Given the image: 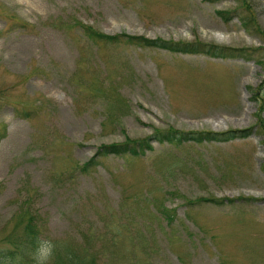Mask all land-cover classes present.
<instances>
[{
    "label": "rangeland",
    "instance_id": "obj_1",
    "mask_svg": "<svg viewBox=\"0 0 264 264\" xmlns=\"http://www.w3.org/2000/svg\"><path fill=\"white\" fill-rule=\"evenodd\" d=\"M78 23L250 54L105 48ZM262 62L264 0H0V258L23 209L56 245L49 264H264ZM169 129L252 131L82 170Z\"/></svg>",
    "mask_w": 264,
    "mask_h": 264
},
{
    "label": "trees",
    "instance_id": "obj_2",
    "mask_svg": "<svg viewBox=\"0 0 264 264\" xmlns=\"http://www.w3.org/2000/svg\"><path fill=\"white\" fill-rule=\"evenodd\" d=\"M225 17L229 13L225 14ZM227 19V18H226ZM253 19L242 18V25L246 31L253 32L256 26L253 24ZM79 27L83 30V34L86 38L97 45H104L105 48L114 45H127L134 46L143 49H160L166 50L172 53H182V54H202L211 58L225 59L227 57H233L234 54L238 53L239 56L249 53L250 50H236L226 47H218L213 45L204 44L201 42H174L165 41L161 39L151 40L142 36H132L127 34L118 35H107L102 33L92 26L84 25L78 23ZM258 28V27H257ZM256 28V29H257ZM259 29V28H258ZM104 48V49H105ZM250 54V53H249ZM264 66V62H262ZM260 111L261 114L264 113V99L261 98ZM252 130L248 131H228L225 133H186L180 132L173 129L169 130H155L153 134L145 139L132 140L126 139L125 142L120 144L103 145L98 149L95 158L90 160L88 163L84 164L82 170L85 172L90 169V167L95 165V161L98 158H106L110 155L117 156H130L132 158H139L141 153L146 150H152V143H170V144H183L187 142H194L201 144L204 142H229L236 139H245L250 136ZM3 137V136H2ZM1 137V138H2ZM0 138V139H1ZM17 224L14 228V233L17 238H9L11 245L14 250L9 253V255H3L0 258V264H31L28 256L33 253L36 247L37 239H40L41 232L39 227L35 223L34 215L31 212L20 209L17 216ZM56 252V248H55ZM54 252V253H55ZM20 261L18 263V258ZM8 261V262H7ZM67 264H92L86 260L77 257L73 252H69L67 256Z\"/></svg>",
    "mask_w": 264,
    "mask_h": 264
},
{
    "label": "clouds",
    "instance_id": "obj_3",
    "mask_svg": "<svg viewBox=\"0 0 264 264\" xmlns=\"http://www.w3.org/2000/svg\"><path fill=\"white\" fill-rule=\"evenodd\" d=\"M56 245L49 239H37L36 247L32 253V259L35 264H49L51 261Z\"/></svg>",
    "mask_w": 264,
    "mask_h": 264
}]
</instances>
